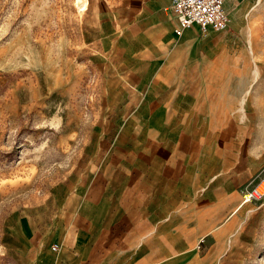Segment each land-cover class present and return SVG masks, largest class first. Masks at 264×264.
Wrapping results in <instances>:
<instances>
[{
  "label": "rangeland",
  "instance_id": "374dc122",
  "mask_svg": "<svg viewBox=\"0 0 264 264\" xmlns=\"http://www.w3.org/2000/svg\"><path fill=\"white\" fill-rule=\"evenodd\" d=\"M170 1H161L168 19ZM140 5L0 0V264H39L50 216L98 170L103 148L152 129L131 118L148 113L157 93L181 95V124H160L162 131L171 138L194 131L203 146L212 142L217 190L226 176L239 203L227 231L219 228L202 247H212L216 264H264V200L241 204L245 187L264 174V0H226L231 25L209 39L171 32L167 54H181V80L171 76L176 89L168 92L137 88L111 55L149 49L126 37L136 34L128 23Z\"/></svg>",
  "mask_w": 264,
  "mask_h": 264
},
{
  "label": "crops",
  "instance_id": "0c3cea01",
  "mask_svg": "<svg viewBox=\"0 0 264 264\" xmlns=\"http://www.w3.org/2000/svg\"><path fill=\"white\" fill-rule=\"evenodd\" d=\"M161 1L137 0L141 5L131 8L136 13L128 24L136 26V31L133 27L129 31L136 34L126 37H134L131 41L139 48L150 45L149 49L143 54H111L132 84L154 92L175 90L176 79L171 76L178 77V84L181 80V54H167L174 44L172 34L177 35L176 19L171 9L170 18L166 17ZM141 11L147 12L146 19L140 18ZM148 25L150 29L140 34ZM190 30L202 36L198 26L185 31ZM221 32L202 37L209 39ZM166 96L155 94L147 101L148 113L140 111L131 118L153 124L152 129L137 132L131 143L103 148L98 170L83 179L50 216L39 264H216L212 247L195 250V243L202 237L205 242L219 228L227 231L239 203L226 176L220 180L224 189L217 190L212 142L203 146L194 131H179L173 138L169 130L162 131L160 124H181V95L177 100ZM170 106L179 109L178 114L171 113ZM203 174L204 183L211 186L206 193L200 192ZM54 244L59 245L57 251L52 249Z\"/></svg>",
  "mask_w": 264,
  "mask_h": 264
},
{
  "label": "built area",
  "instance_id": "2783aa9c",
  "mask_svg": "<svg viewBox=\"0 0 264 264\" xmlns=\"http://www.w3.org/2000/svg\"><path fill=\"white\" fill-rule=\"evenodd\" d=\"M171 12L176 19L174 31L181 35L186 29L198 26L203 37L211 32H221L229 29L232 17L226 6V0H172ZM264 200V174L256 183L246 186L241 203H253ZM204 239L197 244L201 249ZM52 249L57 251L58 244Z\"/></svg>",
  "mask_w": 264,
  "mask_h": 264
},
{
  "label": "bare ground",
  "instance_id": "6f19581e",
  "mask_svg": "<svg viewBox=\"0 0 264 264\" xmlns=\"http://www.w3.org/2000/svg\"><path fill=\"white\" fill-rule=\"evenodd\" d=\"M78 2H81V0H78ZM243 204V203H242ZM245 204H247V203H245Z\"/></svg>",
  "mask_w": 264,
  "mask_h": 264
}]
</instances>
